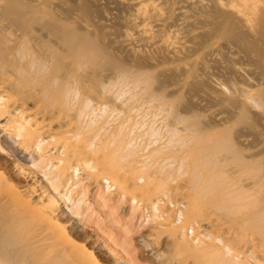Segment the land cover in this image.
Returning <instances> with one entry per match:
<instances>
[{"label":"bare ground","instance_id":"6f19581e","mask_svg":"<svg viewBox=\"0 0 264 264\" xmlns=\"http://www.w3.org/2000/svg\"><path fill=\"white\" fill-rule=\"evenodd\" d=\"M96 195L115 264H264V0H0V264H105Z\"/></svg>","mask_w":264,"mask_h":264},{"label":"rangeland","instance_id":"374dc122","mask_svg":"<svg viewBox=\"0 0 264 264\" xmlns=\"http://www.w3.org/2000/svg\"><path fill=\"white\" fill-rule=\"evenodd\" d=\"M112 192L113 191L111 190L110 193L112 194ZM110 193H109V195H110ZM118 194H119V196H118ZM93 195H95V193ZM121 195H124V193L114 194L113 195L114 201H112L110 203V206L114 207L116 203L120 204V201L122 202V200H123V197H121ZM127 195L129 197V194H126V198H128ZM96 198H98V195L94 196V198L90 204V207H91L90 212H92L93 217L90 220L86 221V226L83 228L84 231H82V229H81L80 231H75L76 233L73 232V234H75L74 240H76V242L78 244L85 246L87 249L94 251L98 255V257L102 260V262L104 261L105 264H115L116 259H117L116 257H118L115 255V252L113 250L110 251L108 248L101 247L100 245L103 244L105 247H106V245H107V247L108 246L112 247L110 245L109 241H110V239H113V237H111V236H114L115 232H117L116 225L113 224L111 222V219L108 218V212H109L108 210L109 209H107L108 207L107 208L104 207L105 206L104 201L102 199L96 201ZM120 198H121V200H120ZM124 198H125V195H124ZM126 205L127 204L124 203L118 209V211L116 213L117 215L116 214L114 215L115 219H117V220L118 219L120 220L121 218L124 219L122 213H123V210L125 208L127 209L128 205L127 206ZM140 212H141V210L137 213V215L139 214L137 227L138 226L140 227L141 223L144 220V217L143 218L141 217L142 214ZM119 215L121 218L119 217ZM145 228H147V227H145V226H143V228L141 227L140 230L131 234L130 237H128L126 239L128 241L127 248L128 247L129 248L127 250L129 252V254H126L123 251L122 247H118L117 251L120 252L122 255H124L126 257V260H129L132 257L133 258L139 257V260L141 262L143 261L145 264L149 263L148 261H146L147 259L144 257V256H146V254H145L146 251L142 250L141 248H138L139 247L138 243L140 242V235L142 234V235L147 236V231H145L146 230ZM110 233L112 235L108 236V234H110ZM138 237H139V239H138ZM118 241H120V240H117L116 245L119 244ZM128 245H130V246H128ZM137 248H138V250H137ZM99 249L101 251H99ZM139 250H140V252H139ZM136 254H138V255L136 256ZM141 264H143V263H141Z\"/></svg>","mask_w":264,"mask_h":264}]
</instances>
